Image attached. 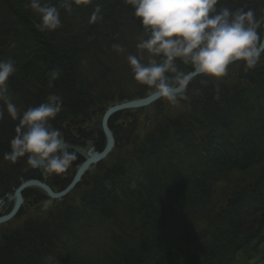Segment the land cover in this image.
I'll return each mask as SVG.
<instances>
[{
    "label": "trees",
    "instance_id": "obj_1",
    "mask_svg": "<svg viewBox=\"0 0 264 264\" xmlns=\"http://www.w3.org/2000/svg\"><path fill=\"white\" fill-rule=\"evenodd\" d=\"M64 2L41 0L59 9L61 25L40 31L31 0H0V59L15 63L7 95L18 114L58 95L62 108L50 122L75 144L92 133L79 139L74 127L151 88L135 81L130 67L129 76L113 78L129 89L112 94L98 84L109 74L105 49L130 32L146 38L132 5L67 0V10ZM221 6L264 17V0H219ZM258 32L262 37V26ZM244 63L231 64L219 79H193L188 98L175 105L159 100L144 132L129 111L114 116L117 145L109 161L63 205L1 228L0 264H264V53L255 68L245 71ZM54 69L60 75L50 86ZM0 113L1 200L33 173L27 154L15 163L4 159L19 119L2 100Z\"/></svg>",
    "mask_w": 264,
    "mask_h": 264
},
{
    "label": "clouds",
    "instance_id": "obj_2",
    "mask_svg": "<svg viewBox=\"0 0 264 264\" xmlns=\"http://www.w3.org/2000/svg\"><path fill=\"white\" fill-rule=\"evenodd\" d=\"M125 3L132 5L146 34L136 44L137 53L127 55L133 78L154 89L170 104L188 98L185 93L195 74L219 79L237 61L245 62L247 71L258 65L264 53V39L258 32L264 25V17L257 18L252 9L218 7L219 0H125ZM62 6L71 9L67 0ZM30 7L40 15L37 25L40 31L60 27V12L55 5L31 0ZM92 19L95 21L97 16L94 14ZM113 48L125 51L119 44H113ZM177 60L194 71L182 70ZM15 70L13 60L0 59V100L10 116L19 119L4 159L15 163L27 154L31 167H42L49 175L64 173L77 157L68 150L70 146L60 130L50 122L61 111L62 99L50 94L39 106L18 114L7 95V82ZM59 75L58 70L51 71L50 86Z\"/></svg>",
    "mask_w": 264,
    "mask_h": 264
},
{
    "label": "water",
    "instance_id": "obj_3",
    "mask_svg": "<svg viewBox=\"0 0 264 264\" xmlns=\"http://www.w3.org/2000/svg\"><path fill=\"white\" fill-rule=\"evenodd\" d=\"M263 32H262V39H264V25ZM233 62L232 64H234ZM191 71H194L193 69ZM200 76V74H195L194 78ZM162 99L158 94H156L154 89L148 90L146 96L138 97L134 99H124L121 101H115L110 106H108L103 115H97L93 118V126L95 129L100 130L105 138H106V145L102 151H99L93 147H83L79 146L77 149L83 158H85V162L77 167V174L73 180V182L63 191L58 193L51 192L50 188L47 187L40 181L36 180H28L22 181L20 186L15 190L12 194H7L3 199V203L1 206V213H0V226L7 224L11 221L19 210L22 208H26L27 210H32L35 213H43L46 211L50 205L52 204L51 198H60L61 196L65 195L71 189H73L81 179V176L84 174L85 171L92 172L95 169L96 164L99 162L106 160L109 155L115 150L116 148V138L114 132L110 127V120L112 116L120 111L123 110H132V114L140 119L143 123V130L148 128L152 125V114L154 112V104ZM143 132V131H142ZM69 145V144H67ZM68 149L73 148V146L69 145ZM88 151V152H87ZM34 168V167H33ZM36 168V167H35ZM30 186H38L42 187L47 194L51 197L49 200L38 202L37 200H25L22 196L23 191L30 187ZM11 204H13L12 208L8 213L6 211L10 208Z\"/></svg>",
    "mask_w": 264,
    "mask_h": 264
},
{
    "label": "bare ground",
    "instance_id": "obj_4",
    "mask_svg": "<svg viewBox=\"0 0 264 264\" xmlns=\"http://www.w3.org/2000/svg\"><path fill=\"white\" fill-rule=\"evenodd\" d=\"M198 77V76H197ZM197 77H195V78H197ZM194 78V79H195ZM135 98H138V97H135ZM132 99H134V98H132ZM162 99H164V98H162ZM162 99H160V100H162ZM124 100V99H123ZM129 100H131V99H129ZM121 101V100H120ZM158 102V101H157ZM156 102V103H157ZM155 103V104H156ZM154 104V105H155ZM110 106V105H109ZM107 108V107H106ZM106 110V109H105ZM105 110H104V112H105ZM130 112L131 114H132V110H123V111H120V112H118V113H116V114H114L113 116H112V118L114 117V116H116V115H118V114H120V113H122V112ZM104 112H103V114H104ZM102 114V115H103ZM133 115V114H132ZM134 116V115H133ZM136 117V116H135ZM112 118H111V120H112ZM137 118V117H136ZM138 120H140L139 118H137ZM111 120H110V127H111ZM142 123V122H141ZM82 125H79L77 128H75L74 129V131L76 132V135L78 134L79 135V132L83 135V128L81 127ZM150 126H152V125H150ZM149 126V127H150ZM148 127V128H149ZM148 128H146L145 130H143V123L140 125V128H139V130L140 131H146ZM111 129H112V127H111ZM112 131H113V129H112ZM114 132V131H113ZM114 135H115V133H114ZM62 137H63V139H64V137H65V139H67L66 138V136L65 135H62ZM105 138V137H104ZM115 138H116V136H115ZM64 139V140H65ZM83 140H84V143L83 144H81V145H79V146H83V147H85V148H91V147H93L94 146V148L95 149H97V150H99V151H102V149H104V147H105V145H106V142H105V145L103 146V148H99V145H97V141H95V138L93 137L92 138V136H90L89 138H83ZM105 141H106V138H105ZM67 142V141H66ZM116 145H117V143H116ZM73 146V148H71V149H68L69 151H71V152H75L76 154H78L79 155V160H75L73 163H72V167L70 166L64 173H60V174H55V173H53V174H51V175H49V174H47L44 170H43V168L42 167H36V168H33V167H31L30 165V170H31V172L33 173V175L31 174V177H28V178H23V177H21V178H19V180H18V182H19V184L15 187V189L13 190L14 192H15V190L20 186V184H21V182L22 181H28V180H36V181H40V182H42L43 184H45L47 187H49L51 190V192H53V193H58V192H60V191H63V190H65L72 182H73V180H74V178H75V176H76V174H77V167H78V165H81V164H83L84 162H85V158H83L82 157V155L80 154V152L77 150V149H75V148H77V147H79L78 145H72ZM88 152V151H87ZM105 160H103V162H104ZM97 165V164H96ZM95 170V169H94ZM94 170L92 171V172H90V171H85L84 172V174L81 176V179H80V181H79V184H77L73 189H71L69 192H67L65 195H63V196H61L60 198H51L48 194H47V192L42 188V187H38V186H30V187H28V188H26L24 191H23V194H22V196L25 198V200H37V201H39V202H42V201H46V200H49L50 198L52 199V204L50 205V207L46 210V211H44V212H47L48 210H50L51 208L53 209V208H56L57 206H59L60 204H62L63 205V203L65 202V200H67V198H71V197H73L74 195H73V193L75 192V190H76V188L85 180V179H87V176H89V175H91L93 172H94ZM68 178V179H67ZM69 180L68 181V184H66L65 186H63V187H61L60 185H59V182L60 181H62V182H65V180ZM27 191H30L31 193H33V194H36V195H39L41 198H42V200L40 201V200H38V197H36V196H27L26 195V192ZM13 192V193H14ZM13 193L11 192V193H9V194H12L13 195ZM8 194V193H7ZM6 194V195H7ZM5 195V196H6ZM4 196V197H5ZM24 210V212L22 213V215H26V219H28L31 215H32V213H30V212H28V211H32V210H27L26 208H22L21 210H19L18 211V213L16 214V217H18V215L22 212ZM6 213H8V211H6ZM34 214H35V212H34ZM36 214H39V213H36ZM40 214H43V213H40ZM39 214V215H40ZM21 215V216H22ZM16 217H14L12 220H14ZM25 219V220H26ZM11 220V221H12ZM11 221H9L7 224H9ZM7 224H5V225H7ZM2 226H4V225H2Z\"/></svg>",
    "mask_w": 264,
    "mask_h": 264
},
{
    "label": "rangeland",
    "instance_id": "obj_5",
    "mask_svg": "<svg viewBox=\"0 0 264 264\" xmlns=\"http://www.w3.org/2000/svg\"><path fill=\"white\" fill-rule=\"evenodd\" d=\"M141 38H144V37L130 32L129 35H128V40L126 42H124V43H121V41H120V44H119V45H122L124 47V49H125L124 52H117L113 48V46H110L109 48L105 49L104 52H106L107 57L105 59L106 62H104V63H105V66L108 69L109 74L102 75L103 77H101L100 82L98 83L99 87H101V88H103L105 90L109 89V87H110V89H111L110 91L111 92L113 91L112 94L113 93L114 94H119L120 91H121V88H123L125 90L130 88L131 84L130 83H128V84L124 83L123 81H119V85L118 84L116 85L117 82L115 80H113V78L115 77L117 72L121 73L122 75H127V73H128V76L131 74V72H125L130 67L129 64H128V61H127V55L128 54H136L137 53L136 44L140 41ZM121 71H124V72H121ZM109 82L112 83V85ZM126 84L129 87H126L125 86ZM163 100H165V99H163ZM102 114L103 113L97 112L96 114L93 115V117H92V119L90 121H88L86 123H83L82 126H81L83 128V131H85V132L90 131L92 133V138L93 137L95 138V141H97V145H100L102 143L101 141H104V139L102 137V136H104V134L100 130L95 129V127L93 126L92 122H93V118L95 116L102 115ZM153 114H152V116H153ZM122 119H123V117L121 116V119L119 120V122L124 123V120H122ZM110 155H109V157H110ZM116 155H118V154H116ZM124 155H127V150H125ZM109 157L105 161H109ZM102 162L103 161L99 162L95 166V170L98 168L97 166H99L100 163H102ZM95 170H94V172H95ZM14 189H15V187L13 188V190ZM11 192L13 193L14 191H11ZM11 192H7V193L9 194ZM30 194H31V196L38 197V200H40V201L42 200V198L39 195H36V194H33V193H30ZM5 195H3L1 200H0V213L2 212L1 211V206H2V203H3L2 199L4 198ZM12 206H13V204H11L10 208L7 211H10ZM28 212L34 214V211H28ZM43 213H45V212H43ZM26 218H27L26 215H22L19 218H15L14 220H12V225H14V226L20 225V224H22L25 221ZM4 226L6 227V225H4ZM4 226H0V229L3 228ZM91 245L94 246V248L97 249V250L101 246V245L98 246L96 243L95 244H91ZM51 264H54V263H51ZM88 264H91V262H88Z\"/></svg>",
    "mask_w": 264,
    "mask_h": 264
},
{
    "label": "flooded vegetation",
    "instance_id": "obj_6",
    "mask_svg": "<svg viewBox=\"0 0 264 264\" xmlns=\"http://www.w3.org/2000/svg\"><path fill=\"white\" fill-rule=\"evenodd\" d=\"M75 128H76V127H75ZM75 128H74V129H75ZM81 135H82V134L79 132V135L77 134V138L80 139V138H81ZM64 139H65V137H64ZM65 141H67V144H69V145H75V146H76V145L79 146V145H81V144L84 143V140H83V139L78 140L75 144H70L69 140H67V139H65Z\"/></svg>",
    "mask_w": 264,
    "mask_h": 264
}]
</instances>
